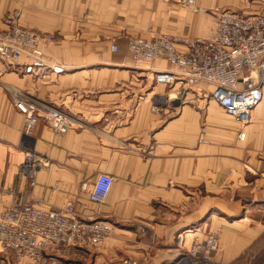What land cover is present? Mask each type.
I'll list each match as a JSON object with an SVG mask.
<instances>
[{
    "label": "crops",
    "instance_id": "1",
    "mask_svg": "<svg viewBox=\"0 0 264 264\" xmlns=\"http://www.w3.org/2000/svg\"><path fill=\"white\" fill-rule=\"evenodd\" d=\"M215 8L248 16L264 0H0L1 30L15 14L22 28L54 37L40 74L21 64L0 74V213L25 199L105 218L112 237L75 249L87 264H179L210 234L217 263L264 264V86L241 125L211 102L208 84H158L155 72L176 68L137 63L128 48L131 38L206 37ZM13 94L60 109L70 128L55 134L40 122L25 134ZM99 173L114 178L100 214L88 200Z\"/></svg>",
    "mask_w": 264,
    "mask_h": 264
},
{
    "label": "built area",
    "instance_id": "2",
    "mask_svg": "<svg viewBox=\"0 0 264 264\" xmlns=\"http://www.w3.org/2000/svg\"><path fill=\"white\" fill-rule=\"evenodd\" d=\"M187 7H196V0H175ZM215 24L208 36L180 40L169 35L151 39L131 38L130 54L135 62L164 59L170 68L155 72L158 84H173L182 78L186 84L210 85L212 100L226 115L249 123L253 109L263 98L264 86V10L254 15H241L229 9L215 8ZM15 14L4 18L5 29H0V74L12 71L21 64L25 74L38 75L48 68L43 46L51 44V34L35 32L19 26ZM182 43L183 50L176 46ZM113 50L116 46L113 45ZM14 68V69H16ZM60 71L58 67H52ZM14 106L23 115L22 131L30 133L40 122L55 133L70 128V119L58 108L41 106L35 100L13 94ZM240 133L239 138H243ZM114 178L99 173L88 190V200L102 206ZM108 222L83 219L73 203L57 209H45L20 201L0 214V255L12 254L28 264H56L52 253L71 247L99 245L112 232ZM182 236L177 243L182 246ZM218 247V235L210 234L203 241H194L184 249L179 264H219L212 258ZM121 264H137L131 258Z\"/></svg>",
    "mask_w": 264,
    "mask_h": 264
},
{
    "label": "rangeland",
    "instance_id": "3",
    "mask_svg": "<svg viewBox=\"0 0 264 264\" xmlns=\"http://www.w3.org/2000/svg\"><path fill=\"white\" fill-rule=\"evenodd\" d=\"M190 84V83H189ZM196 84H205V83H196ZM210 86V85H209ZM211 87V86H210ZM212 88V87H211ZM210 98V97H209ZM211 102H213L211 100ZM214 103V102H213ZM215 104V103H214ZM20 201H26L30 204H33V205H36V206H40L42 208H45V209H57V208H47L43 205L42 201L41 200H36V201H29V200H25V199H20V200H15L13 201L11 204H9L8 206H6L2 211L1 213L6 209L8 208L9 206H11L12 204L16 203V202H20ZM105 204V203H104ZM102 204V205H104ZM95 205V204H94ZM97 206V205H95ZM101 206H97L98 210H97V213L100 214V208ZM60 208V207H59ZM0 213V214H1ZM97 214V215H98ZM83 218V217H82ZM83 219H88V218H83ZM93 220H97V221H102V222H108L106 221L105 218H100V217H94V218H91ZM109 223V222H108ZM113 229V225L111 223H109ZM111 234L110 235H107L105 236V238L103 239V241L101 242V244L99 245H83V246H80L79 248H88L87 249V252H90V251H93L94 248H98L100 247L106 240H108L110 238ZM112 237V236H111ZM191 246V245H190ZM189 246V247H190ZM76 247H71L69 250L67 251H60V252H54L52 253V258H54L56 260V264H87L88 263V257H86V254L84 253H79V252H76L75 251ZM83 256V258H82ZM126 258H129V257H123L121 258V260L123 259H126ZM132 259V258H131ZM120 260V261H121ZM134 260V259H133ZM27 259L24 258L23 260H18L16 257H14L12 254H8V255H0V264H28L27 263Z\"/></svg>",
    "mask_w": 264,
    "mask_h": 264
}]
</instances>
